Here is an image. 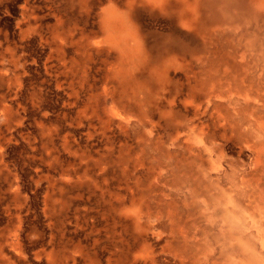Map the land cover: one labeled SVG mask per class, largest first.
<instances>
[{"label":"rangeland","instance_id":"1","mask_svg":"<svg viewBox=\"0 0 264 264\" xmlns=\"http://www.w3.org/2000/svg\"><path fill=\"white\" fill-rule=\"evenodd\" d=\"M161 1L0 0V264H226L192 170L264 258V0Z\"/></svg>","mask_w":264,"mask_h":264},{"label":"bare ground","instance_id":"2","mask_svg":"<svg viewBox=\"0 0 264 264\" xmlns=\"http://www.w3.org/2000/svg\"><path fill=\"white\" fill-rule=\"evenodd\" d=\"M112 15H114V12L113 10H110V12H108V14L105 15V19L102 22V25H105V30H106L105 31V34H106L105 41L108 40L109 42H113L114 45L120 48L121 43L123 42L122 37L118 34L113 33L111 35L110 33L111 28L109 27V24L114 23V21L112 20L114 16ZM230 18L233 19V17H230ZM108 33L110 35H108ZM249 44H251V41H249ZM127 52H126V55H127ZM223 58L225 59V61H222V62L230 63L229 58H226L224 56ZM213 61L214 59L209 61V65L211 67L213 66ZM204 70L205 68H203V71ZM214 78L215 77H213V79ZM212 82L215 83L216 80ZM246 97L247 99L251 98L248 96V94H246ZM261 97L264 99V96H258L256 98L254 96L252 97V99H254V101H259ZM222 108L225 109L227 119L231 123L230 127L225 129V132H228L230 129H232L234 130L236 134H238V136L241 139H245V140H249L253 136L258 135L261 138L260 142L258 143L259 144L261 143V145L262 143H264V140L262 139V136L264 135V129L262 130V127H264V110H261L252 105H249V103L245 104L242 107L241 110L243 112L248 111V113H250L251 115L256 116L255 125L257 124L258 126L255 128V125H253L251 121H248L245 116H242V117L233 116V114L230 112V110H228L227 107L222 106L221 109ZM247 122L249 125L248 129L250 131L248 129L247 130L242 129L244 127V124H246ZM168 154H169V157H168L169 160L173 161V159L174 160L176 159L175 154L173 152H169ZM202 160L204 161L203 158ZM258 161H260V158H258ZM213 168H214L213 166L210 167V169L212 170ZM173 173L179 176L178 173H176V170H174ZM202 175H203L202 173L196 172L195 170H192L190 174L184 172L183 180L184 182L190 184V188L188 189L191 190V193L194 195V197L196 199L197 197H200L202 199L204 209L208 211L211 210L209 213H205V217L207 220L211 222V229L213 232H212V237L210 238L213 241H216L220 244L221 257L225 259L224 260L225 262H228L226 264L232 263V257L235 254V251L237 250V248L234 247L235 245L234 240L237 239L239 252L243 254V258H244L243 264H264L263 256L257 252L256 248L252 245L251 241L248 239L249 237L247 238L241 231L244 225H243L241 215H239L238 213H245L249 209L243 201L244 194H241L239 192L234 196L231 193L232 191H234L233 187H229V188L223 187L222 188L220 185H217V184H220L218 178L213 179L209 177L210 174L207 176L206 172L204 173L203 176ZM206 181H210V183H217V184H214V186L212 187L215 192L212 189H210L211 186L208 187V184L206 183ZM230 181L231 180H229V182ZM230 183H234V181H231ZM235 232L239 233L238 237L235 235ZM216 264H220V263L217 262Z\"/></svg>","mask_w":264,"mask_h":264},{"label":"crops","instance_id":"3","mask_svg":"<svg viewBox=\"0 0 264 264\" xmlns=\"http://www.w3.org/2000/svg\"><path fill=\"white\" fill-rule=\"evenodd\" d=\"M156 4H158L159 5V3L160 2H162L161 0H153ZM176 1H181L182 3H185L184 1L185 0H176ZM110 12V11H109ZM108 14V12H106L104 15H103V17H102V20H101V23L104 21V19H105V15H107ZM252 40V39H251ZM263 44L261 43L260 44V46H262Z\"/></svg>","mask_w":264,"mask_h":264}]
</instances>
